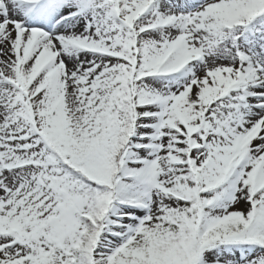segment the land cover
I'll list each match as a JSON object with an SVG mask.
<instances>
[{"label":"snow or ice","instance_id":"obj_1","mask_svg":"<svg viewBox=\"0 0 264 264\" xmlns=\"http://www.w3.org/2000/svg\"><path fill=\"white\" fill-rule=\"evenodd\" d=\"M0 264H264V0H0Z\"/></svg>","mask_w":264,"mask_h":264}]
</instances>
